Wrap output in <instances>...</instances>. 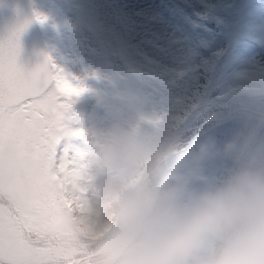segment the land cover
Listing matches in <instances>:
<instances>
[{
    "label": "rangeland",
    "instance_id": "374dc122",
    "mask_svg": "<svg viewBox=\"0 0 264 264\" xmlns=\"http://www.w3.org/2000/svg\"><path fill=\"white\" fill-rule=\"evenodd\" d=\"M231 2L31 0L56 91L67 97L68 106L65 124L54 138L47 129L36 133L25 126L11 145H0V193L19 215L0 206V248L6 259L19 264H90L93 253L88 244L99 234L101 208L97 187L87 174V149L114 125L163 137L164 148L154 153L157 166L150 170L156 174L174 165L177 176L197 187L221 180L238 155L264 160V115L254 111L259 103L241 90L238 77L219 73L230 42L238 38L253 48L247 64L263 70L264 0H236L233 8ZM209 10L226 11L229 17L219 19ZM169 15L192 21L189 40L180 42L181 25ZM263 80L264 75H255L249 87H259ZM62 83L82 90L67 93ZM213 88L238 99L244 108L198 131L181 149L175 145V134L168 141L166 133L173 123L179 121V133L196 119L190 115L197 110L189 100L205 104ZM74 122V138L82 147L78 163L68 168L65 151ZM46 137L59 147L58 160L55 152L46 156ZM79 253L85 256L77 258Z\"/></svg>",
    "mask_w": 264,
    "mask_h": 264
},
{
    "label": "clouds",
    "instance_id": "9594fccd",
    "mask_svg": "<svg viewBox=\"0 0 264 264\" xmlns=\"http://www.w3.org/2000/svg\"><path fill=\"white\" fill-rule=\"evenodd\" d=\"M159 143L114 125L88 146L101 208L90 264H264V160L238 155L221 180L197 187L174 165L150 171Z\"/></svg>",
    "mask_w": 264,
    "mask_h": 264
},
{
    "label": "snow or ice",
    "instance_id": "6c2138e0",
    "mask_svg": "<svg viewBox=\"0 0 264 264\" xmlns=\"http://www.w3.org/2000/svg\"><path fill=\"white\" fill-rule=\"evenodd\" d=\"M43 22L42 17H37ZM26 25H21L0 43V145H11L25 126L39 133L47 129L51 137L59 135L65 124L64 112L68 100L56 91V82L52 79L47 64L31 72H25L17 64L18 38ZM61 88L67 93L78 90L62 83ZM48 138L50 147L46 156L58 160L61 155L54 139Z\"/></svg>",
    "mask_w": 264,
    "mask_h": 264
},
{
    "label": "trees",
    "instance_id": "16d2710c",
    "mask_svg": "<svg viewBox=\"0 0 264 264\" xmlns=\"http://www.w3.org/2000/svg\"><path fill=\"white\" fill-rule=\"evenodd\" d=\"M235 2L236 0H234V2H231V5H230L231 8H233V6L235 5ZM209 12L210 14L216 17H219V19L223 18L224 20H226L227 17H229V14L227 15L226 11L214 12V11L209 10ZM249 14L254 15V10L253 11L249 10ZM230 43H231V47L229 48L228 56L226 58L227 62H224L220 66L219 73H223L221 77H224L225 73L231 74L234 77H238L241 80L240 82L241 90H243L244 92H249L251 95H253L256 102L259 103L256 109H254V111L257 114L263 116L264 115V83L259 87L255 86V84H252V85L250 84V87H249L248 83H250L249 80L251 77L255 75L256 76L264 75V73H261L264 71V68L263 70H261V69H257L255 67L249 66L247 64L250 54L253 51V48H250V45L247 42V40L238 38L234 41L232 40ZM246 82L247 84H245ZM220 92L221 91H219V89L217 90V88H213L209 101L202 105H199L195 100H189V102L192 101L193 105H195L194 111L197 110L194 116L192 115L193 112L190 115L196 119L191 121L187 125H185L179 133L177 132V129H176L179 126V123H178L179 121L173 123L170 128L171 130L170 131L168 130V132L166 133V136L168 135L167 137L168 141L172 138V134H175V136H178V138L175 139L174 141L175 145L177 147H180L181 149L185 147L192 139L195 138L198 131L200 130L202 131L204 128L217 123L220 120V117L225 116L236 109L238 110L241 107L244 108V106L240 105V101L238 99L226 97L222 95L223 92L222 93ZM65 99L67 100V97ZM184 110L188 111V107L185 106ZM243 110L246 111L247 108ZM71 115H72V120H73V112L71 113ZM74 125L75 126H72L73 129L71 130L70 136L68 138L67 145H66L67 150L65 151L68 168H72L76 166V164L78 163L77 153L80 151L82 147L80 145V142H78L74 138V136H76L77 134L75 131H76V128L78 127V123L74 122ZM172 130L174 131L171 132ZM163 143L165 142H164V138L162 137L160 139V143H159L157 150L161 151L164 148ZM158 159L159 158H157V160ZM0 206H2L5 210H7L8 213L19 216L18 213L16 212L14 203L10 201L2 193H0ZM88 247L92 249V243L88 244ZM88 254L89 253H87L86 255ZM75 256L77 258L83 257L85 256V253L75 254ZM63 263L65 262H60L59 264H63ZM66 263L72 264L69 262H66ZM0 264H19V263H14L6 259L0 248ZM34 264H53V263L52 262H41V263H34Z\"/></svg>",
    "mask_w": 264,
    "mask_h": 264
},
{
    "label": "water",
    "instance_id": "95a60500",
    "mask_svg": "<svg viewBox=\"0 0 264 264\" xmlns=\"http://www.w3.org/2000/svg\"><path fill=\"white\" fill-rule=\"evenodd\" d=\"M21 25L26 26L19 33L16 57L18 66L25 72H31L45 64L50 69L49 57L35 20L31 0H0V43Z\"/></svg>",
    "mask_w": 264,
    "mask_h": 264
},
{
    "label": "bare ground",
    "instance_id": "6f19581e",
    "mask_svg": "<svg viewBox=\"0 0 264 264\" xmlns=\"http://www.w3.org/2000/svg\"><path fill=\"white\" fill-rule=\"evenodd\" d=\"M169 16H171V19L173 20V22H177L178 24H180L181 25V33H180V35H181V38L179 39L180 40V42L181 41H185V40H189L190 39V34L193 32V24H192V21L188 18V17H186V16H184V15H181V17H177V18H175V17H173L174 15H169ZM176 25V24H175ZM179 31V30H178ZM193 35V34H192ZM193 37V36H192ZM191 37V38H192ZM177 40V39H176ZM193 43V42H192ZM190 46V45H189ZM175 47V46H174ZM179 47H180V45H179ZM178 47V48H179ZM187 48V47H186ZM188 51V50H187ZM192 51V50H191ZM193 51H194V48H193ZM192 51V52H193ZM191 53V52H190ZM195 54V53H194ZM227 147V146H226ZM237 147V146H236ZM233 149V148H232ZM232 152V151H231ZM236 152V151H235ZM233 153V152H232ZM230 154V153H229ZM236 154V153H235ZM228 155V154H227Z\"/></svg>",
    "mask_w": 264,
    "mask_h": 264
}]
</instances>
